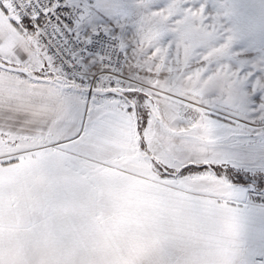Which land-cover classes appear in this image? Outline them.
Segmentation results:
<instances>
[{
  "label": "snow or ice",
  "instance_id": "1",
  "mask_svg": "<svg viewBox=\"0 0 264 264\" xmlns=\"http://www.w3.org/2000/svg\"><path fill=\"white\" fill-rule=\"evenodd\" d=\"M0 264H264V0H0Z\"/></svg>",
  "mask_w": 264,
  "mask_h": 264
}]
</instances>
